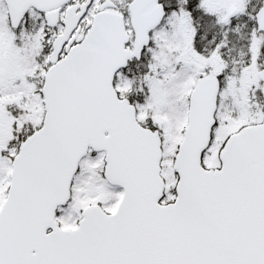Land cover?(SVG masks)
I'll return each instance as SVG.
<instances>
[{"label": "snow or ice", "instance_id": "1", "mask_svg": "<svg viewBox=\"0 0 264 264\" xmlns=\"http://www.w3.org/2000/svg\"><path fill=\"white\" fill-rule=\"evenodd\" d=\"M0 264H264V0H0Z\"/></svg>", "mask_w": 264, "mask_h": 264}]
</instances>
